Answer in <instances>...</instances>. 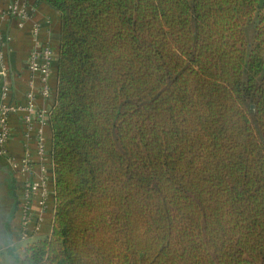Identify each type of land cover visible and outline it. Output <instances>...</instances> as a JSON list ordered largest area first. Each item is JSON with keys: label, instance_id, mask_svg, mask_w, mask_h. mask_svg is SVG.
I'll use <instances>...</instances> for the list:
<instances>
[{"label": "trees", "instance_id": "obj_1", "mask_svg": "<svg viewBox=\"0 0 264 264\" xmlns=\"http://www.w3.org/2000/svg\"><path fill=\"white\" fill-rule=\"evenodd\" d=\"M39 2L54 209L12 260L264 264V0Z\"/></svg>", "mask_w": 264, "mask_h": 264}, {"label": "crops", "instance_id": "obj_2", "mask_svg": "<svg viewBox=\"0 0 264 264\" xmlns=\"http://www.w3.org/2000/svg\"><path fill=\"white\" fill-rule=\"evenodd\" d=\"M9 0H0V52L1 63L7 69L9 93L7 103L15 107H24L27 104L26 92L30 82L35 87L34 113L31 125L28 128L25 122L26 111L11 112L8 117L10 126L7 148L9 155L18 162L27 154L30 159L31 175L33 178L43 175L48 190L46 210L42 213V222L39 232L26 241L19 238L20 200L23 193L24 176L14 169L8 158L0 155V264H18L8 254L13 248L18 254L24 247L39 238H44L51 231L54 209V183L51 163V129L49 123H42L37 114L49 110L54 103L56 88V61L59 48V15L43 2L36 0H18L26 11L23 18L12 14L4 15L6 3ZM38 27L37 38L41 43L49 44L56 55L50 65L48 85L50 97H44L40 92V79L31 75L28 69V60L34 48L33 28ZM3 78L0 75V100ZM35 216L39 214L37 205L34 207Z\"/></svg>", "mask_w": 264, "mask_h": 264}, {"label": "built area", "instance_id": "obj_3", "mask_svg": "<svg viewBox=\"0 0 264 264\" xmlns=\"http://www.w3.org/2000/svg\"><path fill=\"white\" fill-rule=\"evenodd\" d=\"M12 14L15 17L23 18L26 16V11L19 4L18 0H9L6 3L4 15ZM38 27L33 28L34 48L28 60V69L31 75H36L40 79V92L44 97H50V88L48 85L50 65L52 59L56 55L54 49L47 43H41L37 38ZM0 60H2V53L0 52ZM0 75L3 78L1 86V100H0V155L9 159L12 167L20 171L24 176L23 193L20 200V221H19V238L26 241L30 236L37 234L42 222V213L46 210V198L48 190L45 185V178L43 175H38L33 178L31 175L30 159L27 154L17 162L16 159L9 155L7 148V140L9 138L10 126L8 117L11 112L17 110L26 111L25 122L28 128L31 125V117L34 113V97L35 87L30 82L26 92L27 104L24 107H15L7 103L6 99L9 93V82L7 81V69L3 63L0 66ZM50 110V109H49ZM49 110L42 111L37 114L42 123H49ZM35 205L39 214L35 216Z\"/></svg>", "mask_w": 264, "mask_h": 264}, {"label": "rangeland", "instance_id": "obj_4", "mask_svg": "<svg viewBox=\"0 0 264 264\" xmlns=\"http://www.w3.org/2000/svg\"><path fill=\"white\" fill-rule=\"evenodd\" d=\"M22 254V253H21Z\"/></svg>", "mask_w": 264, "mask_h": 264}]
</instances>
